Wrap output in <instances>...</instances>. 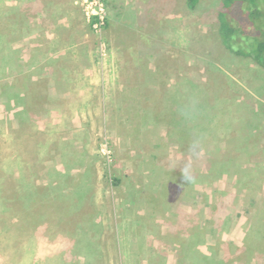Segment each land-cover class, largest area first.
Instances as JSON below:
<instances>
[{"label":"rangeland","instance_id":"rangeland-1","mask_svg":"<svg viewBox=\"0 0 264 264\" xmlns=\"http://www.w3.org/2000/svg\"><path fill=\"white\" fill-rule=\"evenodd\" d=\"M53 1L0 25V264L243 247L264 219V67L224 44V0H104L96 29L85 0ZM257 233L225 264H264Z\"/></svg>","mask_w":264,"mask_h":264},{"label":"trees","instance_id":"trees-1","mask_svg":"<svg viewBox=\"0 0 264 264\" xmlns=\"http://www.w3.org/2000/svg\"><path fill=\"white\" fill-rule=\"evenodd\" d=\"M198 1L199 0H186V5L192 10L195 9ZM223 3V9L219 14V20L221 24L220 32L224 44L230 51L240 56H250L264 67V0H224ZM235 11L240 12V15H235ZM241 39L243 41H239ZM9 86L10 85H8V87ZM186 114H188V112ZM190 114L192 116V113ZM197 117L196 115L194 119ZM86 171L83 176L77 180L79 184L83 183L86 177ZM110 182L113 186L120 184L119 179L115 177H111ZM37 189L41 191L40 186H37ZM83 191L84 188L80 193H83ZM249 215L246 243L243 247H232L231 250H225L220 256H218L217 253L208 256L194 250L188 258L189 264H225L229 262L228 260L231 258L232 253L239 254L241 251L249 253L250 250H253L257 245V242L253 240L254 235L260 231L264 238V219L259 215V212L258 214L251 213ZM208 223L210 227H203L202 225L201 230L204 231V233H211L210 235L215 237L218 242L215 231L220 227V220L214 217L211 218ZM257 224L260 227L259 231L257 230ZM207 227L213 229V231L211 232ZM178 255V259H180L182 257L181 252H179Z\"/></svg>","mask_w":264,"mask_h":264},{"label":"crops","instance_id":"crops-1","mask_svg":"<svg viewBox=\"0 0 264 264\" xmlns=\"http://www.w3.org/2000/svg\"><path fill=\"white\" fill-rule=\"evenodd\" d=\"M44 2L45 4L42 3V0L41 2L38 0H0V25L2 29L5 28L6 23L14 25L34 24L41 11L39 9H45L47 14L52 10L54 1L44 0Z\"/></svg>","mask_w":264,"mask_h":264},{"label":"built area","instance_id":"built-area-1","mask_svg":"<svg viewBox=\"0 0 264 264\" xmlns=\"http://www.w3.org/2000/svg\"><path fill=\"white\" fill-rule=\"evenodd\" d=\"M83 6L87 19L96 21L93 26L95 29L104 24L107 15L104 0H85Z\"/></svg>","mask_w":264,"mask_h":264}]
</instances>
